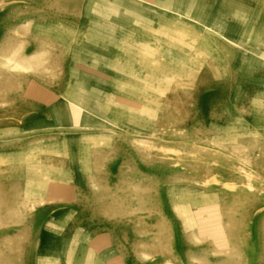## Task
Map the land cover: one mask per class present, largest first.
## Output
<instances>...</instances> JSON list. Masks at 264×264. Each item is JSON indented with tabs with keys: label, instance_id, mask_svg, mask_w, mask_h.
Instances as JSON below:
<instances>
[{
	"label": "rangeland",
	"instance_id": "obj_1",
	"mask_svg": "<svg viewBox=\"0 0 264 264\" xmlns=\"http://www.w3.org/2000/svg\"><path fill=\"white\" fill-rule=\"evenodd\" d=\"M0 264H264V0H0Z\"/></svg>",
	"mask_w": 264,
	"mask_h": 264
},
{
	"label": "bare ground",
	"instance_id": "obj_2",
	"mask_svg": "<svg viewBox=\"0 0 264 264\" xmlns=\"http://www.w3.org/2000/svg\"><path fill=\"white\" fill-rule=\"evenodd\" d=\"M129 120H132V119H129ZM159 150V149H158ZM162 150V149H161ZM163 151V150H162Z\"/></svg>",
	"mask_w": 264,
	"mask_h": 264
}]
</instances>
